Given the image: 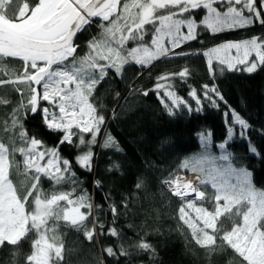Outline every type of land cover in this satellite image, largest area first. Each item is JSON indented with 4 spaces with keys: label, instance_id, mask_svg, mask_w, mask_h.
Wrapping results in <instances>:
<instances>
[{
    "label": "snow or ice",
    "instance_id": "1",
    "mask_svg": "<svg viewBox=\"0 0 264 264\" xmlns=\"http://www.w3.org/2000/svg\"><path fill=\"white\" fill-rule=\"evenodd\" d=\"M201 10L205 14L197 21ZM96 20L100 21L99 33L87 42L88 51L78 56V34ZM257 21L264 25V0H32L31 4L27 0H0V74L10 71L14 75L0 79V85L12 84L21 97L8 118L0 121V248L13 249L10 264H20L19 246L28 240L31 251L23 256V264H66L65 255L71 249L66 248L61 227L82 233L89 242L105 234L121 237L118 228L106 229L94 215L100 205H94L83 189L77 195L72 163L59 151V145L65 143L83 146L76 163L91 171L94 145L122 150L108 132H103L102 142L98 141L106 120L105 106L95 93L110 70L119 76L131 63L151 66L163 57L197 54L176 49L197 40L201 30L215 35ZM198 54L206 57L213 79L217 72L240 70L241 66L253 73L264 66V35L222 42ZM7 59H19L22 70H9ZM190 75L191 70L184 67L178 73L158 76L151 89L130 88V94L148 96L155 92L160 96L163 90L161 103L169 116L184 108L200 112L202 100L218 107L216 98L224 97L215 84L202 86V99L197 89L190 88L188 95L195 100V108L179 96L170 81L179 78L186 82ZM120 98L115 92L117 107H121ZM11 103L0 97V106ZM117 107L111 110L113 118ZM29 113L39 114L47 130L62 133L56 147L38 139L39 132L29 135L24 124ZM231 114L233 125H239V135L246 136L248 122L234 110ZM233 135L230 125L216 154L211 148L212 133L199 132L201 151L186 156L161 183L181 201L177 215L182 224L178 228H186L191 239L208 250V256L230 248L244 264H264V189L255 185L253 172L228 150ZM248 151L264 159L251 143ZM112 167L118 169L119 165ZM181 169L193 173L194 180L176 175ZM43 179L53 187L42 188ZM96 183L99 187L100 182ZM65 184L72 187L57 190ZM144 186L145 181L138 178L136 189ZM109 210L114 225L118 208L112 203ZM129 247L153 258L157 255L146 237L128 247L122 242L117 248L107 246L102 251L110 257L118 253L128 257Z\"/></svg>",
    "mask_w": 264,
    "mask_h": 264
},
{
    "label": "trees",
    "instance_id": "2",
    "mask_svg": "<svg viewBox=\"0 0 264 264\" xmlns=\"http://www.w3.org/2000/svg\"><path fill=\"white\" fill-rule=\"evenodd\" d=\"M27 2L31 4L32 0ZM203 14L205 13L201 10L200 15L196 16L197 21L202 19ZM99 23L95 22L77 37L75 43L79 45L78 56L85 54L87 42L98 35ZM257 25L261 24L257 21L249 27L239 29L238 37L252 36ZM261 26L264 35V25ZM198 39L203 46L211 47L217 41V34L201 30ZM213 65L215 67L216 61H213ZM5 66L9 70L14 68L17 71L23 67L22 62L13 60H5ZM242 67L240 70H226L223 74L217 72L215 79L212 76L203 79L188 67L191 75L186 82H181L179 78L170 81L179 96L195 108V100L188 95L190 88L197 89L202 99V86L208 84L211 87L215 84L224 99L216 98L218 107H213L209 102L202 100V111L189 112L184 108L177 110L174 116L167 114L161 103V93L160 96L155 92H150L148 96L130 94V88H153L152 85L136 83L144 67L131 63L125 66L123 74L119 76L115 74L114 69L109 71L108 77L98 86L95 93L105 106L106 120L98 141L102 142L103 132H108L122 150L116 151L113 148L100 147L99 144L94 145L91 171L76 163V157L83 146L76 148L65 143L59 145V151L63 158L72 163L77 178V195L80 189H83L91 197L94 205H100L99 210H94V215L105 224L106 229L112 226L118 228L121 237H110L105 234L89 242L84 239L82 233L61 227L60 234L66 248L71 249L70 252H66V264H98L99 260H103V264H117V261L119 264H244L242 257L230 248L208 256V250L198 246L187 234L186 228L181 231L178 225L182 222L177 215L181 201L161 183L169 173L177 169L186 156L201 151L202 146L197 136L199 132L212 133L211 148L218 154L217 146L227 138V129L231 125L234 127V135L229 141L228 150L234 153L236 161L246 165L253 172L255 185L264 189V159L257 158L248 151L251 143L257 147L261 156H264V66L253 73L243 71ZM182 69L181 67L170 69L163 75L178 73ZM9 78H14L10 71L0 74V79ZM115 92L121 94L119 106L123 110L114 102ZM0 97L12 102L0 106V121H3L8 118L12 107L21 97L12 84L0 85ZM113 107H117L115 118L111 111ZM232 110L250 125L246 136L239 135V125H233ZM24 124L29 135L39 132L37 138L43 140L46 146L58 145L62 133L47 130L39 114L29 113L24 119ZM85 138H89L88 134H85ZM73 141L77 142V138L73 137ZM17 159H20L19 155ZM113 164H118L119 168H113ZM179 173L191 172L181 169L176 175ZM138 178L145 181V186L139 190L135 187ZM97 181L100 182L99 187ZM41 187L48 190L53 185L49 180L43 179ZM71 187L65 184L63 188L57 190H68ZM112 203L118 208V217L114 225L111 223L113 217L109 210ZM141 237H146L154 246L156 257L133 251L131 247L128 257H122L119 253L117 257H110L102 251L107 246L117 248L122 242L128 247ZM12 251L10 246L0 248V264H10ZM19 251L20 264H23V256L31 251L30 240L23 242L19 246Z\"/></svg>",
    "mask_w": 264,
    "mask_h": 264
},
{
    "label": "rangeland",
    "instance_id": "3",
    "mask_svg": "<svg viewBox=\"0 0 264 264\" xmlns=\"http://www.w3.org/2000/svg\"><path fill=\"white\" fill-rule=\"evenodd\" d=\"M216 6L219 7V5H216ZM253 30H254V34L252 36H262L263 27L261 25H257ZM238 31L239 29H235V30L226 31L221 34H217V41L215 42L213 46L218 45L222 42L240 41L242 39H247V38L252 37V36H249V37L243 36V38H239ZM129 46H131V44ZM207 48H210V47L203 46V44L201 43V40L197 39L194 41H190L186 43L185 45H182L181 48L179 49H176V51H184L188 53H197V54H190L188 56H177V57H163L160 60L155 61L154 65H151V66L137 65L139 67H144V68H143V73L138 77L136 83L138 85L154 86V84L156 83V78L158 76L163 75V73L167 70L177 69L180 67L181 68L190 67L193 71L197 72L203 79H209L211 75L207 67V59L202 54H198L202 52L203 50H206ZM87 51L88 49L86 47V52ZM233 55H235L234 51H233ZM162 83H166V82H162ZM161 94L163 97V90H161ZM164 99H165V102L167 103L168 102L167 98H164ZM42 103L43 104L45 103V105L47 104V102H42ZM220 151L221 150L218 148V154L220 153ZM179 174H188V173H179ZM190 174H193V173H190ZM193 216H194V213H193Z\"/></svg>",
    "mask_w": 264,
    "mask_h": 264
},
{
    "label": "bare ground",
    "instance_id": "4",
    "mask_svg": "<svg viewBox=\"0 0 264 264\" xmlns=\"http://www.w3.org/2000/svg\"><path fill=\"white\" fill-rule=\"evenodd\" d=\"M179 176H182L185 178V180H194V175L193 174H180Z\"/></svg>",
    "mask_w": 264,
    "mask_h": 264
},
{
    "label": "water",
    "instance_id": "5",
    "mask_svg": "<svg viewBox=\"0 0 264 264\" xmlns=\"http://www.w3.org/2000/svg\"><path fill=\"white\" fill-rule=\"evenodd\" d=\"M95 22H100L99 20H96ZM81 34V33H80ZM80 34H78V36L80 35ZM77 39V38H76ZM75 42H76V40H75ZM7 60H13V61H20L19 59H7ZM21 62V61H20ZM39 90V89H38Z\"/></svg>",
    "mask_w": 264,
    "mask_h": 264
},
{
    "label": "built area",
    "instance_id": "6",
    "mask_svg": "<svg viewBox=\"0 0 264 264\" xmlns=\"http://www.w3.org/2000/svg\"><path fill=\"white\" fill-rule=\"evenodd\" d=\"M180 175V174H179ZM167 187V186H166Z\"/></svg>",
    "mask_w": 264,
    "mask_h": 264
}]
</instances>
